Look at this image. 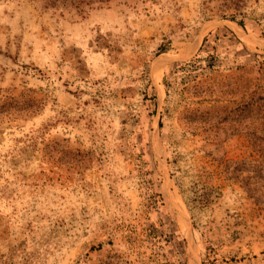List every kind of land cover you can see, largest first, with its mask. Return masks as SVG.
Wrapping results in <instances>:
<instances>
[{
  "label": "rangeland",
  "instance_id": "1",
  "mask_svg": "<svg viewBox=\"0 0 264 264\" xmlns=\"http://www.w3.org/2000/svg\"><path fill=\"white\" fill-rule=\"evenodd\" d=\"M212 49V70L171 78ZM260 62L264 0H109L82 17L0 0V98L35 100L0 119V264H174L161 236L128 234L140 226L178 234L185 264L205 239L213 264H264V203L221 171L255 157L220 109L238 99L232 67ZM140 166L164 202L141 216ZM202 188L210 204L192 205Z\"/></svg>",
  "mask_w": 264,
  "mask_h": 264
},
{
  "label": "trees",
  "instance_id": "2",
  "mask_svg": "<svg viewBox=\"0 0 264 264\" xmlns=\"http://www.w3.org/2000/svg\"><path fill=\"white\" fill-rule=\"evenodd\" d=\"M31 3L37 5L42 10L57 11L59 16L65 14H71L78 17L86 15L88 12L106 4L109 0H28ZM239 28L243 30L242 20H231ZM202 44L206 42L205 37L202 39ZM164 52V48L159 46L156 50V55ZM202 63V64H201ZM260 67L252 75V66H234L232 72L233 83L237 86L238 99L232 103L231 108L222 106L220 110L224 112L225 118H230V122L233 124L230 126L233 130H242L252 148V153L255 155L250 161H238V162H224L221 169L222 173L228 176L229 179L237 181L241 188L245 191L247 196L251 197L254 201L264 203V84L258 77V71L263 69L264 62L259 63ZM216 54L212 52L207 53L204 58H192L182 63L177 67L176 71H170L171 78L183 79L190 78L198 74L197 71L203 69L212 70L216 67ZM35 75H40L41 71L32 68ZM184 77V78H183ZM182 78V80H181ZM211 81L215 80L212 78ZM162 85L166 88L167 84L166 76L162 77ZM175 83V81L173 82ZM171 87V86H169ZM220 87H223L220 85ZM216 93L222 95L223 93L231 92L227 88H223L221 91L214 90ZM212 93V91L210 92ZM35 105V100L31 98H13L4 97L0 98V119L6 117L7 119L21 115L22 113L32 112ZM219 108V107H218ZM158 128H161L160 119L157 122ZM143 154L138 155L139 158ZM137 156V157H138ZM141 165H145V162L140 160ZM147 170H143L142 166L139 167V173L142 177V183L145 184L142 200V211L140 216L151 210H154L156 206H164L163 197L161 193L153 187L150 178H146L148 175ZM204 175H209L208 173ZM210 176V175H209ZM203 189V188H202ZM209 192L204 188L199 194L194 193L193 198L190 199L192 205L199 207L207 206L210 204ZM194 224H192L193 227ZM129 235L136 236V241L144 242L146 239H154L157 236H161L164 241L171 244V248L174 251V264H185L184 248L182 247L183 239L174 231L167 230L166 233L157 232L156 228L142 227L137 230L130 228ZM135 240V239H134ZM216 244L208 239L204 240L202 248V260L200 264H213L216 255Z\"/></svg>",
  "mask_w": 264,
  "mask_h": 264
}]
</instances>
